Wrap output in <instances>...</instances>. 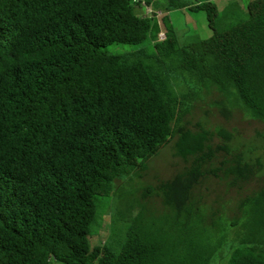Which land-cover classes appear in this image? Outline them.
<instances>
[{
    "label": "trees",
    "instance_id": "obj_1",
    "mask_svg": "<svg viewBox=\"0 0 264 264\" xmlns=\"http://www.w3.org/2000/svg\"><path fill=\"white\" fill-rule=\"evenodd\" d=\"M147 0H0V264H264V161L229 146L232 134L181 125L190 99L214 89L264 125V0L244 21L179 46L162 12L137 16ZM155 17V19L153 18ZM149 40L153 55H106ZM172 80L184 84L178 93ZM191 159L159 187L169 213L118 214L117 253L90 248L96 202L114 182L140 175L171 142ZM228 188L253 179L233 216L211 219L190 197L201 167ZM220 173V176L218 175ZM238 189V188H237Z\"/></svg>",
    "mask_w": 264,
    "mask_h": 264
},
{
    "label": "rangeland",
    "instance_id": "obj_2",
    "mask_svg": "<svg viewBox=\"0 0 264 264\" xmlns=\"http://www.w3.org/2000/svg\"><path fill=\"white\" fill-rule=\"evenodd\" d=\"M149 6L135 5L137 16L150 17L162 12L157 18L162 39L165 29L160 26V19L167 18L173 28L179 46H188L209 39L213 35L209 27L206 12L190 11L189 7L210 2L217 11L212 28L222 32L244 21L248 5L255 0H147ZM155 19V17H153ZM156 21V19H155ZM149 40L136 46L111 45L103 49L106 55H125L144 51L152 56L154 51ZM178 93L186 87L178 80H172ZM181 125L193 132L205 130L212 134L210 145L215 148L223 140L215 132L227 130L232 134L229 146L233 150L248 154V157L264 161V125L251 119L245 111L229 96H224L214 89L201 90L190 99L189 110L184 115ZM175 138L153 159L147 169L137 175H129L124 180L114 182L115 194L108 198H99L96 202L97 214L90 227L89 247H107L117 253L124 240L125 224L118 218L122 213L134 218L139 211L146 216H160L169 213L159 187L183 176L190 169L191 159L182 160L174 154ZM221 157L204 164L198 182L190 192L191 201L199 208H205L211 219L227 214L233 216L238 199L255 192L261 181L253 179L237 188H228L224 181L214 177L210 171L218 167ZM220 176V173H218Z\"/></svg>",
    "mask_w": 264,
    "mask_h": 264
}]
</instances>
